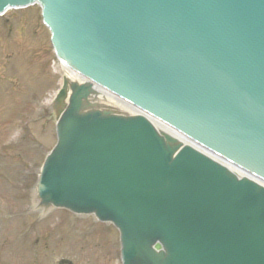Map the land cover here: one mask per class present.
I'll return each mask as SVG.
<instances>
[{
	"label": "water",
	"instance_id": "water-1",
	"mask_svg": "<svg viewBox=\"0 0 264 264\" xmlns=\"http://www.w3.org/2000/svg\"><path fill=\"white\" fill-rule=\"evenodd\" d=\"M32 5L85 79L50 108L35 209L112 223L123 264H264V0H0V16Z\"/></svg>",
	"mask_w": 264,
	"mask_h": 264
},
{
	"label": "rangeland",
	"instance_id": "rangeland-1",
	"mask_svg": "<svg viewBox=\"0 0 264 264\" xmlns=\"http://www.w3.org/2000/svg\"><path fill=\"white\" fill-rule=\"evenodd\" d=\"M10 26L8 38L0 18V264H121L116 232L89 235L91 221L33 207L32 186L56 142L50 106L62 76L39 6L11 12Z\"/></svg>",
	"mask_w": 264,
	"mask_h": 264
},
{
	"label": "bare ground",
	"instance_id": "bare-ground-1",
	"mask_svg": "<svg viewBox=\"0 0 264 264\" xmlns=\"http://www.w3.org/2000/svg\"><path fill=\"white\" fill-rule=\"evenodd\" d=\"M67 75L68 77H70V79L72 81H76L79 83H84L85 79L78 77L77 75L74 74H64ZM95 90V94H93L92 97H90V102L96 103L98 106L102 107V108H111L119 113H126V114H132L135 111L132 110V108L126 104L125 102H123L122 100H119L118 98H116L115 96H113L112 94H110L109 92L102 90L100 88L94 87ZM155 124L161 128L164 129L166 132H169L170 134H172L171 131H168L166 128L171 129L169 127L166 126H160V124L158 122L155 121ZM166 127V128H165ZM177 139H179L180 142H187L190 145L195 146L194 143L188 141L186 138L182 137V136H176ZM181 137V138H180ZM186 143V144H187ZM209 156L215 157L213 158V160L215 159L216 161L220 162L221 164H226L227 167L229 166L230 169H233L235 172H237L238 174H241L240 171H238V169L233 168L234 166H232L231 164L226 163L224 160H221L219 157L217 156H213V154H208Z\"/></svg>",
	"mask_w": 264,
	"mask_h": 264
},
{
	"label": "flooded vegetation",
	"instance_id": "flooded-vegetation-1",
	"mask_svg": "<svg viewBox=\"0 0 264 264\" xmlns=\"http://www.w3.org/2000/svg\"><path fill=\"white\" fill-rule=\"evenodd\" d=\"M68 213V212H67ZM69 217H71V219L73 220H76V221H79L80 222V219L81 220H88V221H91V229H89L88 231V234L89 235H98L100 233V230L101 232H103L104 234V237H110V235L114 234V229L112 226L110 225H107V224H101V223H98L96 222L94 219H84V218H80V217H77L71 213H68ZM97 227V228H96ZM99 228V230L97 231V229ZM79 232V231H78ZM80 236L82 235V233H80ZM39 243H35V245L37 246ZM116 258H118V250L116 251V255H115ZM62 260H65L66 258H60ZM73 263L72 264H76V262L72 261ZM63 264V263H61ZM64 264H70V263H67V262H64Z\"/></svg>",
	"mask_w": 264,
	"mask_h": 264
}]
</instances>
